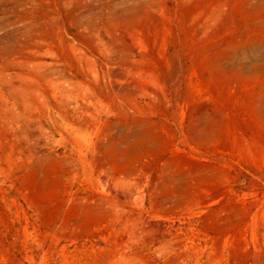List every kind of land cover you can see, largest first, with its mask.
Returning <instances> with one entry per match:
<instances>
[{"label":"rangeland","instance_id":"rangeland-1","mask_svg":"<svg viewBox=\"0 0 264 264\" xmlns=\"http://www.w3.org/2000/svg\"><path fill=\"white\" fill-rule=\"evenodd\" d=\"M0 264H264V0H0Z\"/></svg>","mask_w":264,"mask_h":264}]
</instances>
